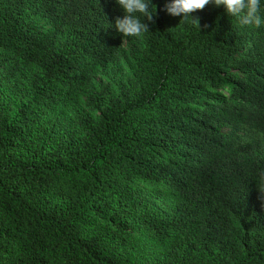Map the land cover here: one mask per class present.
I'll return each mask as SVG.
<instances>
[{"label": "trees", "instance_id": "16d2710c", "mask_svg": "<svg viewBox=\"0 0 264 264\" xmlns=\"http://www.w3.org/2000/svg\"><path fill=\"white\" fill-rule=\"evenodd\" d=\"M169 2L0 0V264H264V28Z\"/></svg>", "mask_w": 264, "mask_h": 264}, {"label": "clouds", "instance_id": "9594fccd", "mask_svg": "<svg viewBox=\"0 0 264 264\" xmlns=\"http://www.w3.org/2000/svg\"><path fill=\"white\" fill-rule=\"evenodd\" d=\"M115 2L124 14L115 18L114 28L123 38H139L149 31V22H155L156 7L154 10L150 8L151 0H115ZM209 3L223 6L226 14L235 17L241 27L264 28L261 0H171L165 4V11L174 17L182 16L183 19L191 17L192 23L201 30L199 17H193L192 13L203 10ZM257 188L261 199L264 200V181Z\"/></svg>", "mask_w": 264, "mask_h": 264}]
</instances>
